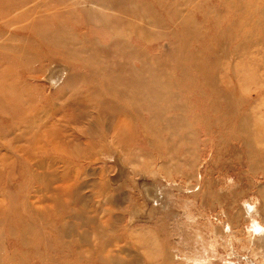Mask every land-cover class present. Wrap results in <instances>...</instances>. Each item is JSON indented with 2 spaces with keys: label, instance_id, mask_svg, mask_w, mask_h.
Instances as JSON below:
<instances>
[{
  "label": "rangeland",
  "instance_id": "1",
  "mask_svg": "<svg viewBox=\"0 0 264 264\" xmlns=\"http://www.w3.org/2000/svg\"><path fill=\"white\" fill-rule=\"evenodd\" d=\"M259 226L264 0H0V264H264Z\"/></svg>",
  "mask_w": 264,
  "mask_h": 264
},
{
  "label": "bare ground",
  "instance_id": "2",
  "mask_svg": "<svg viewBox=\"0 0 264 264\" xmlns=\"http://www.w3.org/2000/svg\"><path fill=\"white\" fill-rule=\"evenodd\" d=\"M249 208H250V206H249ZM250 210H252V207L250 208ZM255 212H257V211H255ZM258 228H259L260 233H262V232H263L262 227L259 226ZM260 238H261V239H264V232L261 234ZM263 241H264V240H263Z\"/></svg>",
  "mask_w": 264,
  "mask_h": 264
}]
</instances>
